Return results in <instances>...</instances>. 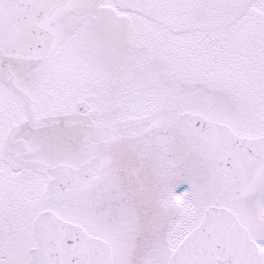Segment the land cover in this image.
I'll list each match as a JSON object with an SVG mask.
<instances>
[{"label": "snow or ice", "instance_id": "obj_1", "mask_svg": "<svg viewBox=\"0 0 264 264\" xmlns=\"http://www.w3.org/2000/svg\"><path fill=\"white\" fill-rule=\"evenodd\" d=\"M0 264H264V0H0Z\"/></svg>", "mask_w": 264, "mask_h": 264}]
</instances>
